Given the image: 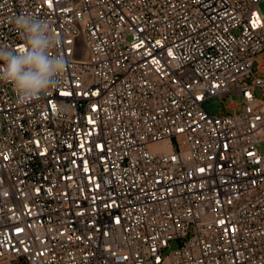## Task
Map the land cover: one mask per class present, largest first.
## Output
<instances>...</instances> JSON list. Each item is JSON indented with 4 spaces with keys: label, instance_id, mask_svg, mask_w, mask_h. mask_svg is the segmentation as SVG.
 I'll return each instance as SVG.
<instances>
[{
    "label": "built area",
    "instance_id": "1",
    "mask_svg": "<svg viewBox=\"0 0 264 264\" xmlns=\"http://www.w3.org/2000/svg\"><path fill=\"white\" fill-rule=\"evenodd\" d=\"M260 1L0 0V46L36 15L66 62L0 82V264H264Z\"/></svg>",
    "mask_w": 264,
    "mask_h": 264
},
{
    "label": "clouds",
    "instance_id": "2",
    "mask_svg": "<svg viewBox=\"0 0 264 264\" xmlns=\"http://www.w3.org/2000/svg\"><path fill=\"white\" fill-rule=\"evenodd\" d=\"M12 26L22 46H0V82L10 84L16 103L24 105L62 82L66 62L56 51L61 39L47 20L21 14L13 18Z\"/></svg>",
    "mask_w": 264,
    "mask_h": 264
},
{
    "label": "rangeland",
    "instance_id": "3",
    "mask_svg": "<svg viewBox=\"0 0 264 264\" xmlns=\"http://www.w3.org/2000/svg\"><path fill=\"white\" fill-rule=\"evenodd\" d=\"M258 9L261 12H264V0H262L258 3ZM256 59L257 60L253 64V71L256 72L258 75L263 76L264 73L257 71V68H258V63L260 61H264V52L257 53ZM245 81H251V78H247ZM257 95L264 98V94L260 91V89H257ZM232 99L238 102L240 100V96L234 95L232 97ZM232 99L230 97H227L225 99H221L219 97H210V98H207L203 102V106L210 114L221 115L223 113L230 111L228 109L227 105L229 104V102ZM238 109H240V108H238ZM261 150L264 151V145L261 146ZM178 244H179V241L177 239L171 240L170 246L167 248V252H169L171 249L177 247ZM6 264H9V263H6Z\"/></svg>",
    "mask_w": 264,
    "mask_h": 264
}]
</instances>
